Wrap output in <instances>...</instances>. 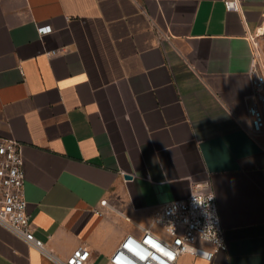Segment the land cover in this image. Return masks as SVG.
Here are the masks:
<instances>
[{"label": "crops", "instance_id": "crops-1", "mask_svg": "<svg viewBox=\"0 0 264 264\" xmlns=\"http://www.w3.org/2000/svg\"><path fill=\"white\" fill-rule=\"evenodd\" d=\"M225 1L0 0V133L22 145L48 251L0 224V264H58L80 246L109 264L196 183L215 193L227 250L176 264H264V135L247 102L264 0Z\"/></svg>", "mask_w": 264, "mask_h": 264}, {"label": "built area", "instance_id": "built-area-1", "mask_svg": "<svg viewBox=\"0 0 264 264\" xmlns=\"http://www.w3.org/2000/svg\"><path fill=\"white\" fill-rule=\"evenodd\" d=\"M225 6L229 11L241 8L238 0H226ZM51 31V26L39 28L41 34ZM255 67L254 59L250 72L253 93L247 100L248 111L252 119L251 133L264 135V79L256 74ZM25 182L21 143L4 138L0 133V224L31 247L48 254L45 243L34 234L27 212ZM106 205L107 200L101 201V206ZM126 221L133 222L131 217H126ZM152 226L159 227L162 232L150 227L125 236L110 255L109 264H176L184 254L211 260L218 251L227 250L217 199L209 183H196L187 199L157 207ZM201 241L212 244V250L202 252L198 248ZM134 250L142 253L145 259L134 256ZM54 259L58 264H90L91 252L80 246L66 260Z\"/></svg>", "mask_w": 264, "mask_h": 264}, {"label": "rangeland", "instance_id": "rangeland-1", "mask_svg": "<svg viewBox=\"0 0 264 264\" xmlns=\"http://www.w3.org/2000/svg\"><path fill=\"white\" fill-rule=\"evenodd\" d=\"M256 74L264 79V30L254 40Z\"/></svg>", "mask_w": 264, "mask_h": 264}, {"label": "bare ground", "instance_id": "bare-ground-1", "mask_svg": "<svg viewBox=\"0 0 264 264\" xmlns=\"http://www.w3.org/2000/svg\"><path fill=\"white\" fill-rule=\"evenodd\" d=\"M132 254H134V256H136L137 258L144 260L145 257L142 255V253H140L139 251H132Z\"/></svg>", "mask_w": 264, "mask_h": 264}, {"label": "water", "instance_id": "water-1", "mask_svg": "<svg viewBox=\"0 0 264 264\" xmlns=\"http://www.w3.org/2000/svg\"><path fill=\"white\" fill-rule=\"evenodd\" d=\"M125 178H126V179H131V176L126 175Z\"/></svg>", "mask_w": 264, "mask_h": 264}]
</instances>
